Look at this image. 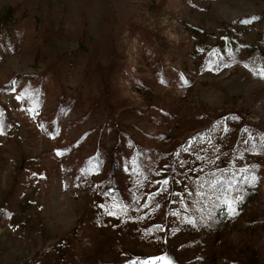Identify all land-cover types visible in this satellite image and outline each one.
<instances>
[{"label": "rangeland", "instance_id": "rangeland-1", "mask_svg": "<svg viewBox=\"0 0 264 264\" xmlns=\"http://www.w3.org/2000/svg\"><path fill=\"white\" fill-rule=\"evenodd\" d=\"M252 48L264 53V0H0V264H264ZM116 144L149 156L118 171L126 212L91 158ZM252 164L259 186L214 236L187 223L196 178H251Z\"/></svg>", "mask_w": 264, "mask_h": 264}, {"label": "trees", "instance_id": "trees-1", "mask_svg": "<svg viewBox=\"0 0 264 264\" xmlns=\"http://www.w3.org/2000/svg\"><path fill=\"white\" fill-rule=\"evenodd\" d=\"M252 51L251 55L245 58L244 63L252 70L255 76L264 77V53L258 50V48H252ZM134 145L136 144L134 143ZM143 153H145V149L142 150L139 147L138 149L134 148L132 156L127 158L124 151L120 150L116 144L110 150H106L100 146V149L91 157L97 163L96 169L100 168L101 164L106 166L104 169L105 184L103 183V188L109 192V195H114L115 201L121 207L118 209L119 212H126L124 205L127 203L126 197L128 195L125 192L124 194L121 193L122 191L118 184V171L123 167L125 168L124 170H128L131 167L132 171L133 168H135V171H141L144 167L143 164H147V160H149V156L144 158ZM256 167L257 165L253 164L250 167L254 173V176L251 178L235 176L233 173L227 171L220 172L217 175H204L196 178L190 185L182 203L178 206L180 214L184 215L187 223L188 220L192 221V223H188L190 226L196 229L203 226L208 235L214 236L226 216L224 215L226 214V205L222 201L224 199L231 200L233 201V206L239 209L242 207L248 190H251L254 186H259L260 175L256 174ZM228 177H231L234 181L230 187L228 185ZM213 180L219 181L215 188L209 187L210 182ZM195 189H198V199L195 198ZM139 191L142 192L141 190ZM132 195L133 193L129 197ZM191 195L194 197L189 200ZM131 207V205H128L127 209ZM211 216L214 219L208 222ZM202 243H208V241L203 240ZM209 259L212 260V258Z\"/></svg>", "mask_w": 264, "mask_h": 264}, {"label": "snow or ice", "instance_id": "snow-or-ice-1", "mask_svg": "<svg viewBox=\"0 0 264 264\" xmlns=\"http://www.w3.org/2000/svg\"><path fill=\"white\" fill-rule=\"evenodd\" d=\"M256 19H257V17H252L251 19H240L239 21H233V23H237L238 22L240 24L247 25V24L252 23V21L256 20ZM208 71H211V68H209ZM16 83H17L16 81L10 82L9 87L15 88L16 87ZM184 83L188 84L190 82L185 80ZM21 98H22L21 96H17L18 100L21 99ZM3 127H4V124L2 122H0V134H2V132H3ZM244 171H246V170H244ZM133 172H135V168H133ZM82 178H83V171H82V176L77 178V179H82ZM227 179H228V185L230 187L231 184L234 181L232 180L231 177H228ZM164 183L165 184L168 183L167 179L164 180ZM217 183H219L218 180H213V181L210 182L209 187L215 188ZM77 187H79V185H77ZM103 195L107 196V195H109V192L106 191V192L103 193ZM222 202L226 205V215L228 217H232V216L237 214L236 213V208L233 206V201L228 200V199H224ZM101 207H103V205H101ZM124 210L128 211L129 209H127L125 207ZM108 215L112 216V215H115V213L112 212V211H109ZM188 223H192V221L188 220ZM128 264H171V261L166 257L165 254H160V255H156V256L142 258L140 260H135V261L130 260L128 262Z\"/></svg>", "mask_w": 264, "mask_h": 264}]
</instances>
